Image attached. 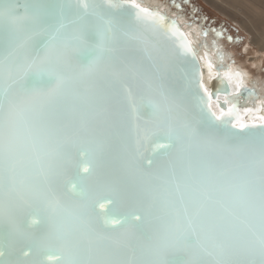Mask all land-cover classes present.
I'll list each match as a JSON object with an SVG mask.
<instances>
[{
  "label": "snow or ice",
  "instance_id": "obj_1",
  "mask_svg": "<svg viewBox=\"0 0 264 264\" xmlns=\"http://www.w3.org/2000/svg\"><path fill=\"white\" fill-rule=\"evenodd\" d=\"M220 91L137 0H0V264H264V102Z\"/></svg>",
  "mask_w": 264,
  "mask_h": 264
},
{
  "label": "bare ground",
  "instance_id": "obj_2",
  "mask_svg": "<svg viewBox=\"0 0 264 264\" xmlns=\"http://www.w3.org/2000/svg\"><path fill=\"white\" fill-rule=\"evenodd\" d=\"M143 5L158 7L163 11L172 14L177 18L186 30L190 40L199 48L202 57V65L207 73L205 75V85L207 81L217 72L221 71L225 75L230 73L232 76L231 84L236 87V80H242V86L252 88L259 99L255 102L249 101V107L260 108L261 102H264V79L255 76L253 71L241 60H237L233 51L227 49L225 42L216 38L203 26L193 21L182 13L174 11L172 6L164 0H138ZM214 6H217L224 14L235 18L239 15L241 27H244L253 35V41L258 44V48L264 51V0H208ZM236 20V19H235ZM207 32V36H205ZM247 48V47H246ZM249 53V50H246ZM260 52V51H259ZM258 52V53H259ZM223 55V62H221ZM261 55L247 57V64L260 66ZM208 64L212 67L209 69ZM238 74V75H237ZM227 76V75H226ZM228 77V76H227ZM254 103V104H253ZM244 111V110H243ZM260 114V113H259Z\"/></svg>",
  "mask_w": 264,
  "mask_h": 264
},
{
  "label": "rangeland",
  "instance_id": "obj_3",
  "mask_svg": "<svg viewBox=\"0 0 264 264\" xmlns=\"http://www.w3.org/2000/svg\"><path fill=\"white\" fill-rule=\"evenodd\" d=\"M164 1L171 5L173 10L175 9L174 11L182 13L197 24L200 23L205 30L223 40L227 49L234 52L237 60L244 62L255 76L264 79V51L258 48V44L253 41L252 33L250 34L246 28L241 27V24L237 22L242 19L241 16L237 15L235 18H231L208 0ZM247 49L249 53L246 51ZM256 55H261V65L247 64V57Z\"/></svg>",
  "mask_w": 264,
  "mask_h": 264
},
{
  "label": "water",
  "instance_id": "obj_4",
  "mask_svg": "<svg viewBox=\"0 0 264 264\" xmlns=\"http://www.w3.org/2000/svg\"><path fill=\"white\" fill-rule=\"evenodd\" d=\"M138 3H140L142 5V7H145V8H148L150 10H158L160 14L162 15H165L167 16L169 19L171 20H175L180 28V30L186 35L187 39L190 41L192 47L194 48V50L196 51L197 53V59L200 63V66L204 72V81H205V75L207 73L205 67L202 65V57L199 53V48L190 40V37L188 36L186 30L184 29V27L181 25L180 21L175 18L172 14L166 12V11H163L162 9L158 8V7H154V6H151V5H143L141 2H139L137 0ZM221 80H224V85H221L220 84V81ZM225 85H227L228 87V91L229 92H239L241 94V100H240V113H241V116L243 117V119L247 120L248 119V116L245 115L244 113V109L246 107H249V99H247L246 97L243 96V92L245 89H249V90H253L252 88H250L249 86H243V87H240L239 89H237L235 86H233L231 84V81L229 80V78L224 74L222 73L221 71H217L206 83V87L209 89L210 92H213L214 95H213V100L215 101L217 99V95H219L220 97V100H219V103H220V106L221 107H225L224 105V96H225V93L220 91ZM252 102H255V100H252ZM254 104V103H253ZM260 106H262V104H260ZM260 115H264V111H262L260 113Z\"/></svg>",
  "mask_w": 264,
  "mask_h": 264
}]
</instances>
